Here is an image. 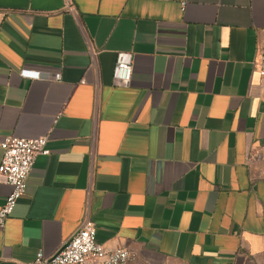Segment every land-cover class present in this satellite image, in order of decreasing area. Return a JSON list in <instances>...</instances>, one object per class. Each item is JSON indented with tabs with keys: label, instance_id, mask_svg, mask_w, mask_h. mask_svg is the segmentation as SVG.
<instances>
[{
	"label": "crops",
	"instance_id": "obj_1",
	"mask_svg": "<svg viewBox=\"0 0 264 264\" xmlns=\"http://www.w3.org/2000/svg\"><path fill=\"white\" fill-rule=\"evenodd\" d=\"M262 44L264 0H0V142L49 150L0 229V264L53 254L87 219L108 250L264 264Z\"/></svg>",
	"mask_w": 264,
	"mask_h": 264
},
{
	"label": "built area",
	"instance_id": "obj_2",
	"mask_svg": "<svg viewBox=\"0 0 264 264\" xmlns=\"http://www.w3.org/2000/svg\"><path fill=\"white\" fill-rule=\"evenodd\" d=\"M185 2H181L183 10ZM132 56L130 52L117 55L113 69L114 81L126 85L129 82ZM258 73L264 78V44H262L257 61ZM20 76L37 79L41 74L37 70L22 69ZM60 79V74L51 76ZM46 137L20 138L5 136L0 142V182L10 187L4 202L0 206V229L12 213L14 206L26 190V180L36 155H47ZM132 252L118 247L106 249L96 241V231L92 221L85 220L76 232L51 255L36 252L32 261L27 264H127Z\"/></svg>",
	"mask_w": 264,
	"mask_h": 264
},
{
	"label": "rangeland",
	"instance_id": "obj_3",
	"mask_svg": "<svg viewBox=\"0 0 264 264\" xmlns=\"http://www.w3.org/2000/svg\"><path fill=\"white\" fill-rule=\"evenodd\" d=\"M128 264H166L161 260L154 258L150 253H133Z\"/></svg>",
	"mask_w": 264,
	"mask_h": 264
}]
</instances>
